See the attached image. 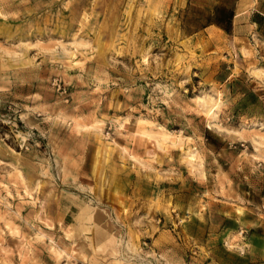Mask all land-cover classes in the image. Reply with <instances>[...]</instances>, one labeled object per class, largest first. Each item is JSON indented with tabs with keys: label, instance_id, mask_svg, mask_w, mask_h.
Segmentation results:
<instances>
[{
	"label": "rangeland",
	"instance_id": "374dc122",
	"mask_svg": "<svg viewBox=\"0 0 264 264\" xmlns=\"http://www.w3.org/2000/svg\"><path fill=\"white\" fill-rule=\"evenodd\" d=\"M236 2L0 0V264H170L162 229L190 261L226 224L220 252L264 264V72Z\"/></svg>",
	"mask_w": 264,
	"mask_h": 264
},
{
	"label": "crops",
	"instance_id": "0c3cea01",
	"mask_svg": "<svg viewBox=\"0 0 264 264\" xmlns=\"http://www.w3.org/2000/svg\"><path fill=\"white\" fill-rule=\"evenodd\" d=\"M234 16L232 19L231 34L240 38L242 43L239 49L247 52L245 59L254 57L258 61L259 71L264 72V0H237L236 8H234ZM235 208H232L231 212ZM264 211V210H263ZM236 215V214H235ZM264 215V213H263ZM237 217V216H235ZM235 219H239L238 217ZM235 225V224H234ZM233 224H226L223 226L211 225L208 231L204 234L203 238L208 246V253L206 256H190L191 260L188 261L185 257V250L180 247L179 243L171 241L168 230L162 229L156 233L153 241L151 242L154 251L166 254L171 258L170 264H258L260 261V253L257 254L249 247L245 255H230L227 252H220L219 245L224 242L234 228ZM171 236L174 237L172 234ZM169 239L164 242V239ZM175 238V237H174ZM195 239V238H194ZM159 240V241H158ZM200 241V238H197ZM158 245L155 246V242ZM167 251V252H166ZM172 252L173 256L169 255ZM175 253V254H174Z\"/></svg>",
	"mask_w": 264,
	"mask_h": 264
},
{
	"label": "trees",
	"instance_id": "16d2710c",
	"mask_svg": "<svg viewBox=\"0 0 264 264\" xmlns=\"http://www.w3.org/2000/svg\"><path fill=\"white\" fill-rule=\"evenodd\" d=\"M227 16H228V19H229L230 23H232V18H233V16H234L233 11H232V12H229ZM218 25L221 26L220 22H218Z\"/></svg>",
	"mask_w": 264,
	"mask_h": 264
}]
</instances>
